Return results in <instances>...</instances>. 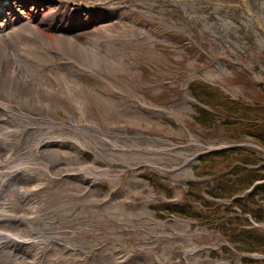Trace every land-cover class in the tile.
Segmentation results:
<instances>
[{
    "label": "rangeland",
    "instance_id": "1",
    "mask_svg": "<svg viewBox=\"0 0 264 264\" xmlns=\"http://www.w3.org/2000/svg\"><path fill=\"white\" fill-rule=\"evenodd\" d=\"M29 1L60 15L27 21ZM263 30L264 0H0V161L26 162L0 164V210L11 208L0 232L23 240L0 245V264H32L37 252L36 264H246L196 219L159 217L152 205L172 196L147 176L180 203L200 153L237 141L256 149L194 124L188 85L264 104ZM69 41L84 66L63 54Z\"/></svg>",
    "mask_w": 264,
    "mask_h": 264
},
{
    "label": "trees",
    "instance_id": "2",
    "mask_svg": "<svg viewBox=\"0 0 264 264\" xmlns=\"http://www.w3.org/2000/svg\"><path fill=\"white\" fill-rule=\"evenodd\" d=\"M253 70L257 72L258 67L254 66ZM188 87L192 89L194 99L209 108L193 104L194 122L198 126L206 132L221 126L229 133L228 137L236 140L251 137L264 149L263 103L250 104L240 98L233 100L219 87L201 80H192ZM261 89L264 94V88ZM192 170L196 177L208 179L189 181L180 203L164 201L153 204L157 214L160 217L174 214L196 219L198 224L216 230L237 251L264 254V230L251 228L248 219L249 216L264 224V152L246 146L212 150L200 155ZM159 178L157 173L147 176L154 184V190H162L171 197L172 191L157 183ZM200 188L207 197L198 192ZM248 189L251 190L245 195L244 191ZM222 251L229 252L230 248L224 246ZM240 258L246 264H264V258Z\"/></svg>",
    "mask_w": 264,
    "mask_h": 264
},
{
    "label": "bare ground",
    "instance_id": "3",
    "mask_svg": "<svg viewBox=\"0 0 264 264\" xmlns=\"http://www.w3.org/2000/svg\"><path fill=\"white\" fill-rule=\"evenodd\" d=\"M30 7L29 9L27 8V14L28 17L26 18L27 21H32L35 20L37 22H39V24H48V22H50L52 19L57 18L60 15V9L58 8H53L51 9L49 6L47 5H43L44 2L42 1H37L36 3H33L32 1H29ZM25 7V4L23 5ZM23 8V7H22ZM51 9V10H50ZM42 14H44V16H42ZM41 15V16H40ZM23 25H26V22H23ZM47 26V25H46ZM47 35H50V33H46ZM62 39V38H61ZM70 43V47H71V51H63V54H66L67 57L69 59H76L77 61L80 62V64L83 62L80 58H79V48L77 46L74 45V43ZM60 50V47L58 48ZM61 51V50H60ZM77 54V57H73L72 55L76 56L75 54ZM70 55V56H69ZM81 65H85V63H82ZM43 66H47L51 72V74L54 76V78L56 79V81L59 84V88H57L58 93L61 95L62 93L64 94V96L68 97V99L70 100L72 97L69 96V94H71V87L68 84L67 80L65 79V77L62 75V73H60L58 71V69L55 66L52 65H43ZM86 69L92 73H98L96 70H94L93 68H89L88 66H86ZM72 95V94H71ZM74 97V95H72ZM76 104V103H75ZM77 105V104H76ZM79 107V105H77ZM24 116L29 117L30 114L27 112L23 111ZM1 132H3V134H12V135H17V130L15 129H8V130H1ZM26 162L21 160V159H16L15 157H8L6 161H0V164L3 167H7V168H13V167H20L21 165L23 166ZM42 184V182H41ZM36 206H39L37 204H34L33 206H31V210L33 213H35L37 210L35 209ZM35 209V210H34ZM34 210V211H33ZM11 208L9 206H5L3 207L0 212L1 213H6V212H10ZM0 245L3 246L5 243L12 241V242H20L23 240H18L17 237L11 235V234H6L3 232H0ZM37 257L39 256V252L36 253ZM1 256V254H0ZM37 257H34L31 261L32 264H36L37 262Z\"/></svg>",
    "mask_w": 264,
    "mask_h": 264
}]
</instances>
